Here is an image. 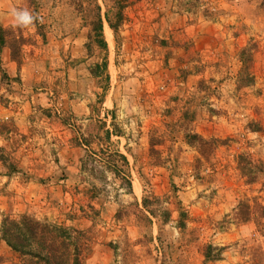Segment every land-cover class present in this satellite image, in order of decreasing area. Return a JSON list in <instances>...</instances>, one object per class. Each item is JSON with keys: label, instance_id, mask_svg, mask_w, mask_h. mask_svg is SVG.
I'll return each instance as SVG.
<instances>
[{"label": "rangeland", "instance_id": "obj_1", "mask_svg": "<svg viewBox=\"0 0 264 264\" xmlns=\"http://www.w3.org/2000/svg\"><path fill=\"white\" fill-rule=\"evenodd\" d=\"M121 3L0 0L37 17L0 25L34 100L24 130L3 114L13 88L0 65V228L23 214L69 227L81 264H264V0ZM50 66H64L61 83ZM87 156L102 172L81 168ZM0 264L34 263L0 231Z\"/></svg>", "mask_w": 264, "mask_h": 264}, {"label": "trees", "instance_id": "obj_2", "mask_svg": "<svg viewBox=\"0 0 264 264\" xmlns=\"http://www.w3.org/2000/svg\"><path fill=\"white\" fill-rule=\"evenodd\" d=\"M115 3L118 4V8H120L119 4H122L121 0H115ZM98 16L99 18L96 24V29L99 32V37L97 42L102 47L107 48V42L102 35L103 22L100 14ZM122 19V12L120 9H118L116 20L111 21L110 19H107V21L109 26L115 31ZM4 32V28L0 26V47L5 44ZM239 58L242 63V67L239 72L240 82L245 86L251 85L254 80L253 75L250 72L252 61L251 48L249 46L242 48L239 53ZM105 66L106 61L103 63V67ZM107 135L109 137V132H107ZM186 138L190 142L194 140L201 142L202 144L208 142L202 137L198 136L196 133L187 134ZM113 156L118 157L122 164L127 165L128 159L124 154L116 151L114 152ZM88 158L89 157L87 156L81 160V168L84 171L88 170L92 174L102 172L101 167L93 162V158ZM0 160H2L1 157ZM120 166L118 168L114 160H112V162L110 160L107 161L104 168L108 169L109 171L111 170L117 175L120 172ZM250 166V163H247V165L245 164L244 166L240 165L242 172L248 177V182L255 180V176L245 173V169H250ZM257 171L261 173L264 172V167L262 164L257 167ZM126 183L128 186H130L129 179H127ZM142 202L144 207L149 208L148 198L146 196L143 197ZM262 209V214L264 216V206H262ZM148 210L152 214L155 212L153 209ZM180 224V228H183L184 222L182 223L180 221ZM0 231L2 239L5 240L12 249L22 255H30L34 264H53L55 262V264H81L79 257L80 252L78 251L79 247L75 240L76 237H74L69 227H56L51 223L40 222L37 219H33L28 215L23 214L19 219L5 217L1 222ZM218 255L219 254L217 253L216 256Z\"/></svg>", "mask_w": 264, "mask_h": 264}, {"label": "crops", "instance_id": "obj_3", "mask_svg": "<svg viewBox=\"0 0 264 264\" xmlns=\"http://www.w3.org/2000/svg\"><path fill=\"white\" fill-rule=\"evenodd\" d=\"M14 23V17L12 16V11H0V25L2 27L6 26H13ZM104 27V26H103ZM0 65L3 69V72L8 76L9 82L11 83V86L13 90L11 91L8 107H2L4 112L3 114H6V116L13 117L15 120V124L24 126L23 130L25 128H28L30 124L29 111L26 109L27 103H31L34 101L32 98H30V90L31 85L29 83V76L23 77L24 74H28L29 68L28 66L22 64H18L17 61L10 55V51L6 46H3L1 54H0ZM50 68V77L53 80H56L58 78L57 76H60L58 79V82L61 83V76L64 74V66L62 68L58 69L54 67ZM1 69H0V77H1ZM18 72L22 77H20V81L22 82L21 85H17V79L15 77L18 75ZM15 89V90H14ZM32 91V90H31ZM51 93V91H50ZM14 107V110H12ZM29 113V114H28ZM63 114V113H62ZM61 117V116H60ZM51 118L47 117V120H50ZM53 119V118H52ZM60 122V126L63 125L60 118H56ZM43 119L40 120V124H42ZM29 123V124H28ZM53 127V126H52ZM57 127V126H56ZM63 127V126H62ZM22 130V128H20ZM26 131V130H25Z\"/></svg>", "mask_w": 264, "mask_h": 264}, {"label": "clouds", "instance_id": "obj_4", "mask_svg": "<svg viewBox=\"0 0 264 264\" xmlns=\"http://www.w3.org/2000/svg\"><path fill=\"white\" fill-rule=\"evenodd\" d=\"M12 16L14 17V23L18 26H29L32 25L34 20L37 19L30 11L24 10H12Z\"/></svg>", "mask_w": 264, "mask_h": 264}]
</instances>
